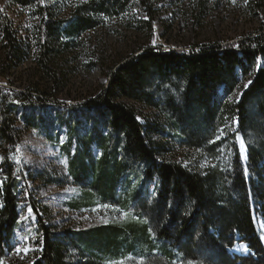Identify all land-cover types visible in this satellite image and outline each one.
<instances>
[{
  "label": "trees",
  "instance_id": "16d2710c",
  "mask_svg": "<svg viewBox=\"0 0 264 264\" xmlns=\"http://www.w3.org/2000/svg\"><path fill=\"white\" fill-rule=\"evenodd\" d=\"M4 1L36 20V63L52 86L54 41L74 45L107 19H123L148 39L155 33V0H77L65 16L60 4L68 0ZM252 2L257 7L263 0ZM7 13L0 4V47L4 61L14 66L25 60L27 48ZM107 77L102 91L81 103L93 112L92 135L83 142L85 151L78 148L70 156L75 165L69 171L88 193L68 204L80 210L114 203L137 221L61 233L45 208L31 201L41 250L30 264H264V244L252 217L253 203L264 217V24L231 41L187 48L143 45ZM54 97L36 86L21 91L0 84L2 264L15 249L20 219L22 170L11 160L20 141L16 118L27 125L37 118L42 122L41 114L34 117L36 110L67 106L51 101ZM238 136L246 147L245 163ZM93 139L103 149L97 161L87 146ZM176 146L194 153L191 163L172 157ZM95 176L101 186L92 189ZM113 177L123 179L125 193L111 186ZM236 243L245 244L248 254L231 253Z\"/></svg>",
  "mask_w": 264,
  "mask_h": 264
},
{
  "label": "rangeland",
  "instance_id": "374dc122",
  "mask_svg": "<svg viewBox=\"0 0 264 264\" xmlns=\"http://www.w3.org/2000/svg\"><path fill=\"white\" fill-rule=\"evenodd\" d=\"M74 1L77 0L60 4L61 16L72 11ZM253 3L252 0H155L156 14L152 21L155 33L152 39L140 32L131 31L123 19H107L101 27L82 34L74 45L69 43L64 46L61 42H53L50 66L57 83L52 86L36 63L38 45L34 40L33 27L36 20L29 16L27 9L8 6L4 0H0L13 20L18 40L27 48L25 60L13 66L4 61L0 47V84L11 85L21 91L30 86L46 89L55 96L51 101L67 105L53 106V109L48 106V112L36 110L34 117L41 114L43 120L41 122L37 118L36 121L33 120V125H27L21 116L16 118L20 141L11 160L22 170L23 180L18 185L20 219L14 231L15 249L7 255L3 264H30L41 250L40 236L35 225L37 219L31 208V201L45 208L50 224L61 233L112 222L137 221L133 215L114 203L91 205L90 208L80 210L68 204L73 198L74 201L86 198L85 193H88L87 186L76 184L69 171L75 165L70 156L75 155L78 148L80 152L85 151L83 142L92 135L90 129L93 112L81 103L99 94L117 62L143 45L187 48L194 43L231 41L254 32L264 24V0L257 7ZM136 106L144 111L143 114L149 112ZM138 119L144 122L142 114L138 115ZM71 131L73 135L69 143ZM238 137V151L244 161L246 147L242 138ZM96 142L93 139L87 143L90 157L94 161L103 155V149ZM170 154L184 163H191L195 157L190 150L178 146ZM0 157L3 158L1 152ZM2 161L0 159V163ZM203 163L205 162L202 161V165ZM41 175L45 181L39 178ZM100 182L99 176L93 177L91 188L101 186ZM109 183L118 193H125L122 178L113 177ZM261 215L256 203H253L252 217L264 244V217ZM17 248L29 250L17 252ZM230 252L246 255L249 250L245 244L236 243Z\"/></svg>",
  "mask_w": 264,
  "mask_h": 264
},
{
  "label": "snow or ice",
  "instance_id": "6c2138e0",
  "mask_svg": "<svg viewBox=\"0 0 264 264\" xmlns=\"http://www.w3.org/2000/svg\"><path fill=\"white\" fill-rule=\"evenodd\" d=\"M233 2H235V0H233ZM146 18H147V17H146ZM249 83H251V81H249ZM247 86H248V85L246 84L244 87L247 88ZM219 138H220V137L218 136L217 139H219ZM210 142H211V143H214L215 141H210ZM0 159H3V158L0 157ZM0 183H2V181H0ZM28 211H29V213H31V211H32L31 208H29ZM28 250H29V249H27V248H23V249H21V248H17V249H16L17 252H20V251H25V252H27ZM0 264H2V262H0Z\"/></svg>",
  "mask_w": 264,
  "mask_h": 264
},
{
  "label": "water",
  "instance_id": "95a60500",
  "mask_svg": "<svg viewBox=\"0 0 264 264\" xmlns=\"http://www.w3.org/2000/svg\"><path fill=\"white\" fill-rule=\"evenodd\" d=\"M240 137H241V136H239L238 138H240ZM240 139H241V138H240ZM243 162L245 163V162H246V160H244ZM244 163H243V164H244Z\"/></svg>",
  "mask_w": 264,
  "mask_h": 264
}]
</instances>
